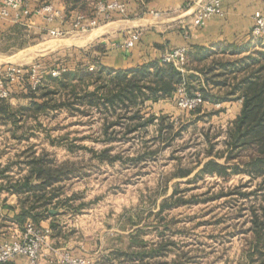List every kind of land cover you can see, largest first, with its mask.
Instances as JSON below:
<instances>
[{"label":"rangeland","instance_id":"1","mask_svg":"<svg viewBox=\"0 0 264 264\" xmlns=\"http://www.w3.org/2000/svg\"><path fill=\"white\" fill-rule=\"evenodd\" d=\"M92 11L94 12L95 8H85L80 15L87 17ZM75 24L76 21L72 22L73 32L61 30L46 36V40L51 41V47L43 51L44 56L35 58L45 59L46 63L52 65H71L76 57V50L81 49L79 39L74 36L79 30ZM92 29L84 32L88 33ZM16 30L24 32L23 40L27 41V44L32 42L31 38L29 41L26 37L23 27ZM12 35L17 34L13 31ZM253 39L255 40L250 47L264 49V39ZM12 42L0 41V65L21 63L20 59L26 62L34 59V54L31 53L30 58L26 51L12 58H6L8 54L1 56L2 52H14L19 49L9 46ZM11 89V96L7 100L14 107L28 103L29 100L23 96L29 92L27 83L24 88L14 85ZM223 107L226 106H205L200 109L201 114L198 111L179 109L182 118L175 124L176 129H181L182 125H187V128L171 145L159 149L155 155L144 160L134 161L128 158L141 151L139 139L117 141L110 154H119L123 158L112 163L100 161L92 151L84 148L92 147L97 151L102 149V142L93 140L99 135V118L84 115L68 117L61 110H51L46 114L47 117H43L45 114L38 116L42 121L40 124L39 120L35 121V118L18 112L16 116L19 117V122L0 123V163L6 166L7 162H12L8 168L0 165V175L2 170L7 169L6 175L15 177L18 174L21 177L25 174L26 167L22 161L35 149H45L51 158L54 157L59 162H73L76 167V172L61 184L63 189L58 201H64L53 207L62 208L64 204L68 205L67 213L57 218L63 231L71 234L67 241L91 242L95 237H101L104 229L121 226L125 229H135L133 235L137 233V229H143L141 238L152 243L162 238L160 231L165 229L166 236H170L182 249L189 252L190 256H194L190 264H244L247 262L245 247L248 245L245 231L251 224L248 207L256 203V200L254 197L245 199L239 196L234 192V188L247 182L249 176L198 175L203 166L198 164L199 161L204 163L208 159L205 156L209 147L205 137L206 131L214 136V153L226 148V129L237 115H234V112L228 115L219 113L226 109ZM210 112L215 113L210 115ZM200 115L206 116L199 119ZM147 129L145 138L156 133V125H150ZM161 146L162 143L154 142L150 144V149ZM219 161L224 162V159ZM178 166L194 168V171L187 177H178ZM252 188L251 185L242 187L248 191ZM175 189H178L176 197H184L188 202L177 203L160 212L158 216L164 198L169 197ZM106 233L104 232L103 236ZM104 237L107 244H120L119 248H115L116 256L117 253L135 248V243L124 239L122 234H106ZM167 257L170 258L169 255ZM124 259L126 257L122 260Z\"/></svg>","mask_w":264,"mask_h":264},{"label":"trees","instance_id":"2","mask_svg":"<svg viewBox=\"0 0 264 264\" xmlns=\"http://www.w3.org/2000/svg\"><path fill=\"white\" fill-rule=\"evenodd\" d=\"M85 8L87 6L83 3L78 8H68V11L75 9L82 11ZM18 27L15 25L13 29L11 28L17 35L3 34L7 42L13 41L9 44L13 49L27 44V41L23 40L24 32L16 30ZM228 47L232 54L242 53L246 49L238 45ZM226 50L228 49L225 48L220 53H225ZM218 53L219 51L213 47L192 46L187 51V56L193 71H189V63L186 65L187 71H182L173 63H161L158 59L125 70H116L101 63L98 69L94 70L81 64L74 69L65 66L66 70L60 76L53 77L47 74L42 85L36 88L29 87V92L23 95L29 100L26 105L14 107L7 99L0 98V120L17 123L18 112L27 117L38 118L41 114L61 108L67 109L73 115H90L94 113L93 109H96L102 123L100 133L94 140L109 145L99 151L92 147L84 148L92 151L100 161L112 163L123 158L119 154H110L115 143L137 138L141 143V151L130 156L128 160L140 161L171 145L187 128V125H182L181 129H176L175 121L167 115L157 116L154 113L146 115L144 108L147 102L172 98L181 85L185 86L188 94L193 95L199 91L212 103L242 100L237 116L229 122L226 129L224 150L214 153V136L205 132L209 143L205 154L208 159L204 163L202 160L199 161L198 164L203 166L199 169L198 175L249 176L247 182L234 188V192L239 196L245 199L254 197L256 200V203L248 207L251 224L245 231L248 245L245 247L247 262L244 264H264V49H254L249 55L235 60L217 58ZM210 57L211 62L206 63ZM201 74L204 75V80ZM200 109L201 107L195 111L200 112ZM211 113L215 112L209 114L212 115ZM205 116L200 115L198 118L202 119ZM150 125H156V133L145 138ZM118 127L121 129L118 130ZM154 142L162 143V146L150 149V144ZM50 156L46 151L40 154L32 151L31 155L22 161L29 167L28 172L14 182L9 181L10 177L5 171L7 169L1 171V174L9 179L5 185L6 189L22 196L20 211L16 215L21 225L28 219L38 223L46 218L49 215V205L59 198L63 189L62 182L76 172L75 163L59 162ZM219 159H224V162ZM193 171L194 168L178 166L176 176L187 177ZM249 185L253 186L251 190L242 189L243 186ZM177 192L178 189H175L169 197L164 198L158 216L160 212L177 203L188 202L184 197L177 198ZM142 231L143 229L139 228L137 233L132 235L135 248L121 254L117 253L118 258L126 257L122 261L123 264H190L194 259V256H190L181 245L170 236H166L165 229L160 231L162 238L155 244L141 238ZM171 251L178 252L173 260L156 259L159 256H167Z\"/></svg>","mask_w":264,"mask_h":264},{"label":"crops","instance_id":"3","mask_svg":"<svg viewBox=\"0 0 264 264\" xmlns=\"http://www.w3.org/2000/svg\"><path fill=\"white\" fill-rule=\"evenodd\" d=\"M99 1L102 0H80L79 3L67 0H25L29 13L25 14L21 11L20 17L14 19L13 17H5L1 14L4 0H0V41L5 40V37H3L4 33H13L11 27L15 25L23 27L29 41L30 38L32 39L31 43L29 42V44H26L14 52H2L1 56L8 54L5 57L12 58L26 51L30 58L31 53L34 54V59L30 62L39 59L35 57L44 56L45 53H43V51L51 47V41L46 40V36L50 35L52 30L58 29L67 31V33L74 31L72 22L77 20L78 16L81 14V10L75 9L68 11V8H78L84 3L87 8L93 9ZM208 1L210 0H202V2L205 3ZM47 4H51L55 11L58 12L52 20L48 19V13L39 11ZM195 10L196 5H193L189 0H131L125 15L114 14L112 18L101 22L100 26L93 28L88 33L76 29L77 33L74 34V36L79 39L78 41H80L81 49L76 50V57L72 60V64L69 65L68 68L74 69L81 64L87 65L89 69L94 67L90 69L94 70L98 69V65L101 63L116 70H125L142 65L154 59L160 60L165 53L175 48L184 47L188 51L194 45L213 47L219 51L216 57L223 58L224 60H235L244 55H249L254 51V47H250V45L253 44L252 41L255 40L252 36V28L255 22V13L257 11H264V0H225L223 3V14L212 16L207 23L201 27L193 24ZM93 13L92 11L89 14L92 16ZM89 14L87 17H90ZM12 15H14V13ZM136 30L142 32L141 40L130 48L122 46L131 33ZM229 45L244 46L246 49L242 53L232 54L229 52ZM225 48L228 50H226L225 53H220ZM42 60L44 61L45 59ZM211 60L212 57L207 59L206 63H210ZM20 61L21 63L19 64L30 63L23 61V59H20ZM190 64L191 63H189V65ZM190 67L191 65L188 68ZM184 71H187V68H185ZM189 71H193V69L190 68ZM201 78L204 80L205 77L203 74H201ZM175 97L176 95L158 102H147L144 108L147 112L146 115L149 113H154L157 116L167 115L177 124L182 118V112L177 106ZM241 102L242 100L240 99L222 102L220 104L226 106L223 107L226 109L221 110L219 113L223 112L225 113L224 115L235 113L234 115H237L241 107ZM216 104L217 103L207 101L203 107L206 106L210 108L216 106ZM59 110L65 112L68 117L73 116V114L65 108ZM93 112L94 113L90 115L84 116L99 118L102 123V118L99 117L100 115L97 113L96 109H93ZM47 113H45V115L42 114L43 117H47ZM199 114L201 113L199 112ZM39 119L40 117L34 120L38 121ZM39 121L40 124H42V121ZM1 122L4 121L0 120V123ZM183 123H185V121H183ZM100 127L98 134L100 133ZM102 144V148L109 145L104 142H102ZM35 151L37 154H40L46 150H39L37 148ZM11 163L12 162H7L6 166L1 163L0 165L8 167L12 165ZM28 169L29 167L26 166L24 169L25 174L28 172ZM7 173L6 171V174ZM25 174H22L21 177ZM19 176L18 174H16L15 177L9 176V180L2 174L0 175V244L6 239L15 237L23 228V225L16 219V215L20 211L22 196L18 193L8 191L5 187V185L8 184V180L14 182L21 178ZM57 199L49 205V215L36 223L50 230L48 242L43 248L42 256L36 264H62L60 263L59 255L64 252H69L75 256L90 257L98 264H123L122 259L124 257L118 258L115 255V248H119L120 244H117V242L107 244L104 236L106 234L113 236H120L122 234L124 239L127 238L128 241H131V235L136 232L134 231L135 229H125L121 226L117 228L111 227L109 229H104L102 231V236L95 237L91 242H89L88 239V242L67 241V237L69 239L71 234L63 231L57 218L63 216L69 209H67V204H64L62 208H53L58 203ZM51 209H58L59 212L53 214L50 212ZM104 232L107 233L103 236ZM160 240L161 239L155 240L154 244ZM177 253V251H171L168 254L170 258H168L167 255L159 256L156 259H167L171 261L177 257ZM103 257L105 258L102 259ZM12 264L31 263L27 257L18 256Z\"/></svg>","mask_w":264,"mask_h":264},{"label":"built area","instance_id":"4","mask_svg":"<svg viewBox=\"0 0 264 264\" xmlns=\"http://www.w3.org/2000/svg\"><path fill=\"white\" fill-rule=\"evenodd\" d=\"M131 0H102L96 4L95 11L92 16H78L76 27L79 30H88L99 26L101 22L107 21L114 14L125 15ZM225 0H210L207 3L202 0H189L196 5L193 16V24L195 26H204L207 21L214 15L223 14V3ZM28 14L29 9L25 4V0H4L1 8V14L5 17H20V12ZM39 11L49 14L48 19L52 20L58 14L51 4H47ZM14 13V15H12ZM61 30H52V33H58ZM252 36L254 38L264 39V11L255 13V22L252 28ZM142 32L136 30L126 39L122 46L130 48L135 46L141 40ZM161 63H173L182 71L185 70L188 63L187 49L184 47L175 48L165 53L160 59ZM91 67L90 69H93ZM66 70L65 66L53 67L41 59L33 60L28 64L4 63L0 65V98L8 99L11 96V86L18 85L21 88H36L42 85L47 74L53 77L60 76ZM175 100L177 106L181 110L195 111L204 106L207 102L201 92L190 95L186 92L185 86L181 85L177 91ZM217 103L216 106H220ZM50 230L37 225L33 220H28L23 225L21 231L13 238L6 239L0 244V264L10 263L18 256H25L31 264H36L42 256V250L48 242ZM62 264H95L91 259L83 256H75L69 252L59 255Z\"/></svg>","mask_w":264,"mask_h":264},{"label":"water","instance_id":"5","mask_svg":"<svg viewBox=\"0 0 264 264\" xmlns=\"http://www.w3.org/2000/svg\"><path fill=\"white\" fill-rule=\"evenodd\" d=\"M50 212L54 214V213H57L59 211H58V209H51Z\"/></svg>","mask_w":264,"mask_h":264},{"label":"bare ground","instance_id":"6","mask_svg":"<svg viewBox=\"0 0 264 264\" xmlns=\"http://www.w3.org/2000/svg\"><path fill=\"white\" fill-rule=\"evenodd\" d=\"M68 42V41H67Z\"/></svg>","mask_w":264,"mask_h":264}]
</instances>
